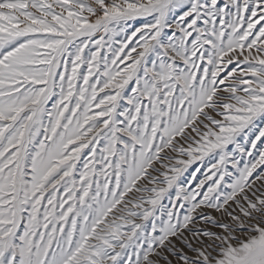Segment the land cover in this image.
Wrapping results in <instances>:
<instances>
[{
	"label": "snow or ice",
	"instance_id": "6c2138e0",
	"mask_svg": "<svg viewBox=\"0 0 264 264\" xmlns=\"http://www.w3.org/2000/svg\"><path fill=\"white\" fill-rule=\"evenodd\" d=\"M0 264H264V0H0Z\"/></svg>",
	"mask_w": 264,
	"mask_h": 264
}]
</instances>
